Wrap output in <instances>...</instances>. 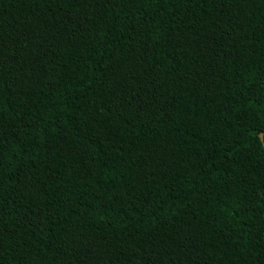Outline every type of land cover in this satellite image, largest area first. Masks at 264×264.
Segmentation results:
<instances>
[{
    "label": "trees",
    "instance_id": "obj_1",
    "mask_svg": "<svg viewBox=\"0 0 264 264\" xmlns=\"http://www.w3.org/2000/svg\"><path fill=\"white\" fill-rule=\"evenodd\" d=\"M264 0H0V264H264Z\"/></svg>",
    "mask_w": 264,
    "mask_h": 264
},
{
    "label": "water",
    "instance_id": "obj_2",
    "mask_svg": "<svg viewBox=\"0 0 264 264\" xmlns=\"http://www.w3.org/2000/svg\"><path fill=\"white\" fill-rule=\"evenodd\" d=\"M258 136H259V139H260V141H261V143H262V145H263V147H264L263 132H262V131L259 132Z\"/></svg>",
    "mask_w": 264,
    "mask_h": 264
}]
</instances>
